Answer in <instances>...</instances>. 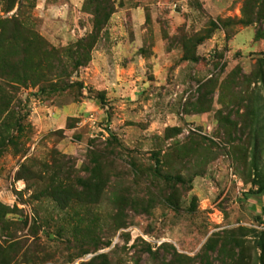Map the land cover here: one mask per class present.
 <instances>
[{"label": "rangeland", "instance_id": "rangeland-1", "mask_svg": "<svg viewBox=\"0 0 264 264\" xmlns=\"http://www.w3.org/2000/svg\"><path fill=\"white\" fill-rule=\"evenodd\" d=\"M112 1L85 65L61 86L13 91L0 264H264V196L250 183L264 182V0ZM82 2L0 0V20L23 26L17 39L71 47L91 30ZM197 32L208 36L183 39ZM153 155L157 173L188 183L152 175ZM53 170L65 201L45 194ZM89 175L104 178L96 197ZM87 234L101 245L82 253Z\"/></svg>", "mask_w": 264, "mask_h": 264}, {"label": "trees", "instance_id": "trees-1", "mask_svg": "<svg viewBox=\"0 0 264 264\" xmlns=\"http://www.w3.org/2000/svg\"><path fill=\"white\" fill-rule=\"evenodd\" d=\"M82 9L90 15V32L78 38L72 43L71 47L60 49L49 47L47 50L45 47L46 43L43 39L34 33H28L26 37L17 39V32L23 29V26L16 21V19L0 20L1 25L7 24L9 28V30H7L4 29V26L0 27V115L2 114L0 117V147L5 144L14 143L11 134H8L10 129L14 128L17 132L21 130L18 119L15 117L13 118V107H15V95L13 91L16 89V86H36L39 91L47 87L54 88L58 86V84L61 86V82L57 84L56 81L68 77L75 68L85 65L89 60L90 50L95 43L98 33L114 11V5L112 0H83ZM252 21V18L249 17L242 23H249ZM207 36V32L202 35L197 32L191 37H183V39L186 41H194V43L197 44ZM15 48L19 49V54H16L14 51ZM184 58L193 60L195 56L191 54ZM49 77L51 80H48ZM48 81H52L49 82L51 84H48ZM44 82L48 85H44ZM3 134L5 135L4 137H2ZM153 159L155 169L151 170V172L152 175H155L157 173L156 167L159 165V160L154 155ZM92 163L94 165L98 164V159L93 160ZM96 168H98V165ZM20 169L24 170L25 167L20 165L19 170ZM19 170L16 171L15 176L22 178L19 174ZM86 170L88 171V169ZM25 171H28V169L26 168ZM92 172L93 168L91 167L90 173ZM156 175L180 184H185L189 181V178L185 179L179 174L169 175L157 173ZM30 177L38 178L34 174H31V172L28 174V178ZM53 177H57L56 170H53L48 179L50 182L45 187V194L53 200L59 199V195L61 194V198L65 201L67 196L66 188L62 185V182L53 179ZM91 178L90 175L85 178H80V182L82 183L81 186L83 190L85 189L87 192L89 191L87 189H96L97 187L96 195L94 194L96 197L100 194V190L104 184V178L98 176L95 182H93L94 180ZM250 183L255 187L253 190L254 193L264 196V182L260 180H251ZM89 195V193L86 195L85 203L95 201L92 199V196ZM261 213L264 216V202L261 206ZM87 237L89 240L85 242L87 246L82 253L89 249L95 250L101 245L96 235L87 234ZM262 247L263 246H261V248ZM95 262L96 261L93 259L79 264H94Z\"/></svg>", "mask_w": 264, "mask_h": 264}]
</instances>
